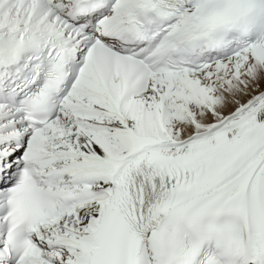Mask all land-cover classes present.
Returning <instances> with one entry per match:
<instances>
[{
    "label": "snow or ice",
    "instance_id": "obj_1",
    "mask_svg": "<svg viewBox=\"0 0 264 264\" xmlns=\"http://www.w3.org/2000/svg\"><path fill=\"white\" fill-rule=\"evenodd\" d=\"M0 264H264V0H0Z\"/></svg>",
    "mask_w": 264,
    "mask_h": 264
}]
</instances>
